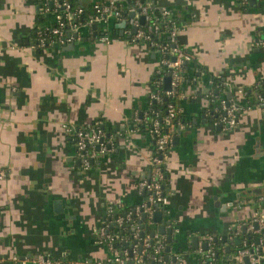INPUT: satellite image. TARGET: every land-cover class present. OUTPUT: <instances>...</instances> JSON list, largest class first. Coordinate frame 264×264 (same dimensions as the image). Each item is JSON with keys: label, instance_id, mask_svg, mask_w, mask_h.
I'll use <instances>...</instances> for the list:
<instances>
[{"label": "crops", "instance_id": "obj_1", "mask_svg": "<svg viewBox=\"0 0 264 264\" xmlns=\"http://www.w3.org/2000/svg\"><path fill=\"white\" fill-rule=\"evenodd\" d=\"M152 2L170 9L192 58L182 68L186 96L176 99L183 123L163 158L167 203L154 211L159 221L154 213L136 221L150 230L164 224L162 264H198L194 235L230 238L240 224L235 245V236L264 238L251 230L256 210L264 216V101L256 89L264 85V0ZM51 19L40 0H0V264H34L28 258L43 252L63 253V264H107L97 229L116 228V215L146 196L137 182L150 175L154 139L127 126L150 100L158 52L111 20L82 26L75 41L34 46L36 29ZM105 28L107 43L97 39ZM231 98L245 104L238 124L217 126L209 110ZM92 122L112 143L82 169L63 124Z\"/></svg>", "mask_w": 264, "mask_h": 264}, {"label": "built area", "instance_id": "obj_2", "mask_svg": "<svg viewBox=\"0 0 264 264\" xmlns=\"http://www.w3.org/2000/svg\"><path fill=\"white\" fill-rule=\"evenodd\" d=\"M238 1L241 3L248 2V0ZM41 9L51 11L52 19L36 29L34 46H44L48 43L60 45L72 42L81 37L80 31L82 26L90 28L94 24L97 26L98 24H107L109 20L113 22L124 20L123 33L128 34L132 41L142 42L148 48L157 50L158 52V62L155 69V73L158 75H155L151 80L152 90L149 94L150 100L152 98H160L159 86L163 84L165 76H169L170 78V88L165 89L164 86L162 88L166 95L177 96V98H184L186 96L182 88V68L187 61L191 60L192 55L179 43V26L171 17V11L168 7L158 6L152 0H76L75 3L73 0H42ZM140 16L144 17L142 22L140 21ZM160 23H163V25L161 26ZM133 26L136 27L135 31H132ZM92 30L96 31L95 29H90V31ZM111 31L105 28L102 32H97V39L102 42H109L112 35ZM164 34L166 37H164ZM260 42L264 44V38ZM163 67L166 69L165 73L162 70ZM210 82H213V80ZM218 83L220 84V82ZM221 85H225L240 94L244 93L242 86H231L229 81L223 80ZM258 88L257 86L256 89ZM262 88H264V85ZM209 96L212 97V94L209 93ZM257 98L259 102H263L264 92L258 91ZM217 103L218 105L214 108L211 103L207 106L213 108L209 110V113L213 115V123H220L227 129L235 128L245 104L241 105L237 98H231L228 101L221 100L217 101ZM178 114L179 109L176 101H171L167 104L166 108L164 121L167 127L165 130L160 119L154 117L150 120L148 133L154 139L152 156L149 163L150 175L148 177H141L137 182L138 189L146 196L133 210L117 214L115 217L116 226L120 227L126 224L132 230L134 242L129 250H118L115 248L113 242L116 240L117 235L110 233L109 228L102 226L97 229L99 240L105 242L110 250V256L106 259L107 264H143V254L146 248L150 246L152 240H154V244L153 252L150 256L153 260L159 262V264L163 263L164 247L167 243L166 235L164 232H160L158 228L153 229L152 234L145 235L144 224L142 221H136V217L138 214L145 213L146 217L144 220H148L151 213H154L157 208L164 207L167 203V196L163 189L165 174L162 165L163 158L167 152L166 149H168L173 141L174 136L172 132L176 129V126L179 128L183 123L178 118ZM144 115V113L141 116L135 115L132 122L128 124L127 130L139 128V123L143 120ZM63 127L71 135L82 169L88 168L96 154L107 151L109 145L112 143L110 138L106 137L98 122H92L85 127L77 128L71 124L64 123ZM4 175L5 171L0 170V176ZM254 220L257 222V227L251 225L250 220L246 224L251 225V230L254 229V231L264 234L263 213L256 210L255 215H253ZM235 227L230 230L229 239L233 238L234 233L238 234L240 224L238 226L235 225ZM213 237V233H206L197 240L196 252L212 258L215 254L213 245L211 244ZM118 238L122 240L124 237L119 236ZM62 255L64 254L61 253L60 256ZM60 256L54 257L51 252H43L28 259L34 264H63V257ZM244 256L248 257V264L264 263V238L261 240L257 239L255 242L243 241L235 252V263L245 264ZM178 261L180 259L175 257L174 262L177 263ZM201 264L205 263L202 262ZM206 264L213 263L208 261Z\"/></svg>", "mask_w": 264, "mask_h": 264}, {"label": "trees", "instance_id": "obj_3", "mask_svg": "<svg viewBox=\"0 0 264 264\" xmlns=\"http://www.w3.org/2000/svg\"><path fill=\"white\" fill-rule=\"evenodd\" d=\"M42 1V0H40ZM238 3L242 6H248V2L246 3H241L238 1ZM160 25L162 26L163 23H160ZM164 37H166V35L164 34ZM163 72H166L165 67L162 68ZM155 75L158 74H154L153 77ZM152 77V78H153ZM215 81L216 78H214ZM184 81V79L182 80V82ZM163 84H160L159 86V93H160V98L159 99H154L152 98L144 107L143 109V113L145 114L143 116V120L139 123V128L147 131L148 132V128H149V124H150V120L153 119L154 117H157L158 119L161 120V122L163 123V129H166V123L164 121L165 117H166V108H167V104L171 101L175 102L177 99V96H168L163 92ZM264 90V88H258V91H262ZM178 118L181 119V114H178ZM177 129L178 126H176V129L172 132L173 136L176 135L177 133ZM154 144V142H153ZM169 148V147H168ZM168 149H166L167 151ZM164 185V184H163ZM164 189V188H163ZM151 228H145L144 229V233L146 234H150V230ZM109 232L110 233H115L116 236V240H114L113 244L115 246L116 249L118 250H124L127 249L129 250L130 246L132 245V243L134 242V238L132 237V230L130 228V226L124 224L119 226H116V228H109ZM119 236H123L124 238L122 240H119ZM166 242H168V240L166 239ZM153 244H154V240H152L150 242V246L146 248L143 257H144V263L143 264H159V262L153 260V258L150 256L152 255L153 252ZM213 245V249L215 251V254L213 255L212 258L206 256L205 254H198L197 257V262L198 264L203 263H207L208 261H211L213 264H236L235 263V252L237 250L238 247L241 246V242H238L236 245L234 244L233 239L230 240L228 237L223 238L222 235H216L214 234L212 243ZM166 246L164 247V252H165ZM207 249V248H205ZM259 264H264V263H259Z\"/></svg>", "mask_w": 264, "mask_h": 264}, {"label": "water", "instance_id": "obj_4", "mask_svg": "<svg viewBox=\"0 0 264 264\" xmlns=\"http://www.w3.org/2000/svg\"><path fill=\"white\" fill-rule=\"evenodd\" d=\"M252 1H253V0H249L250 3H252ZM130 14H131V13H130ZM143 20H144V17H143V16H140V21L142 22ZM116 25L119 27V33L122 35V34H123V27H124V25H125V21H124V20H121L120 22H117ZM93 26L95 27V24H94ZM135 28H136V27L133 26V27H132V31H135ZM72 46H73V44H71L70 47H72ZM164 88H165V89H169V88H170V78H169V76H165V77H164ZM220 125H221V124L219 123L217 126H220ZM154 214H156V216H153V217H154V220L159 221V220H160L161 213H160L159 211H157V212H155ZM143 217H144V218L146 217V214H145V213H143ZM253 224H254V226L257 225V223H256L255 220L253 221ZM245 229H246V225L244 224V225H242V230L245 231ZM159 231H160V232H165V230H164V224H161V225H160ZM167 232L169 233V232H170V229L167 230ZM150 233L152 234V233H153V230H151ZM141 234H142V232H141ZM223 237L226 238V234H224ZM234 238H235V241H236V242H239V238H238V236H235ZM191 240H192V242H193L194 247H196V245H197V240H198L197 235L192 236ZM168 241H170V236L168 237ZM204 245L206 246V244H204ZM243 259H244V261H245V264H248V257H247V256H244ZM173 261H175L174 258H173Z\"/></svg>", "mask_w": 264, "mask_h": 264}, {"label": "rangeland", "instance_id": "obj_5", "mask_svg": "<svg viewBox=\"0 0 264 264\" xmlns=\"http://www.w3.org/2000/svg\"><path fill=\"white\" fill-rule=\"evenodd\" d=\"M181 264V263H180Z\"/></svg>", "mask_w": 264, "mask_h": 264}]
</instances>
